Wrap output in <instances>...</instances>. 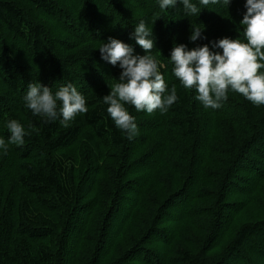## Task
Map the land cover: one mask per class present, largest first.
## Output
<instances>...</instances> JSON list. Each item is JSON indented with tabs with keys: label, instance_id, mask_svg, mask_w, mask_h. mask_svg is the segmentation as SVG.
Returning a JSON list of instances; mask_svg holds the SVG:
<instances>
[{
	"label": "trees",
	"instance_id": "obj_1",
	"mask_svg": "<svg viewBox=\"0 0 264 264\" xmlns=\"http://www.w3.org/2000/svg\"><path fill=\"white\" fill-rule=\"evenodd\" d=\"M68 1L0 0V138L8 141L12 119L27 133L23 145L0 149V264H264V106L229 92L219 108H205L169 60L174 46L222 53L212 41H243L246 0H193L200 13L191 16L179 2L161 10L159 0ZM38 11L66 35L55 36ZM141 21L178 100L153 115L125 105L138 127L129 140L102 100L122 69L98 49L111 37L145 55L130 38ZM192 25L204 28L195 42ZM29 83L53 94L72 83L88 111L68 127L45 121L25 106ZM106 159L113 169L101 167ZM135 169L143 178L130 186L132 199L125 190ZM12 170L18 188L6 194ZM251 206L259 215L246 221Z\"/></svg>",
	"mask_w": 264,
	"mask_h": 264
},
{
	"label": "clouds",
	"instance_id": "obj_2",
	"mask_svg": "<svg viewBox=\"0 0 264 264\" xmlns=\"http://www.w3.org/2000/svg\"><path fill=\"white\" fill-rule=\"evenodd\" d=\"M178 2L188 16L200 13L193 0H159V7L165 10ZM220 2L199 0L205 7ZM222 2L228 5L230 0ZM245 8L247 11L241 22L243 41L240 38L212 41V47L221 49L222 53L211 51L207 45L192 50L179 45L171 51L172 75L185 90L194 91L195 100L205 108H219L228 99L229 92L242 95L257 107L264 106V0H246ZM203 30L192 25L190 41L201 39ZM152 36L153 31L143 21L130 36L146 53L143 56L134 55L130 45L111 37L98 49L101 59L112 66L118 64L122 69L118 82L110 86V94L102 100L108 105L107 114L115 127L129 140L138 134V127L125 105L134 107L137 112L152 114L159 110L164 113L178 100L176 86L173 85L169 92L160 72L164 65L151 54L155 47ZM24 103L33 115L42 116L45 121L60 119L64 127H68L77 115L88 111L85 97L72 83L61 86L54 94L41 83H29ZM6 127L10 133L8 141L0 138V149L5 153L9 144L23 145L27 135L15 119L9 120Z\"/></svg>",
	"mask_w": 264,
	"mask_h": 264
},
{
	"label": "rangeland",
	"instance_id": "obj_3",
	"mask_svg": "<svg viewBox=\"0 0 264 264\" xmlns=\"http://www.w3.org/2000/svg\"><path fill=\"white\" fill-rule=\"evenodd\" d=\"M59 2H57L59 5H61V6H63V4L64 3H69V1L68 0H58ZM70 4H73L72 2L70 3ZM64 7V6H63ZM41 11H38V12H36V19L38 20V18L42 21V23H44L45 25H46V27L55 35V36H65L66 34H65V32L63 31V29H62V24H60L57 20H55V19H49L48 18V16H46L44 13H40ZM38 17V18H37ZM13 41V40H12ZM19 51H22V49H20ZM21 58H25L24 56L23 57H21ZM25 59H27V58H25ZM0 81H1V79H0ZM3 83L2 82H0V95H3V96H7V92L4 90V87H3V85H2ZM152 115H153V113H152ZM218 124H217V122H215L214 123V129H218ZM217 140V136L214 138V142ZM217 147H219L220 148V145L218 144L217 145ZM117 155V154H116ZM217 157H219V158H221V156H217ZM114 159V158H113ZM112 159V160H113ZM117 159V158H116ZM112 160H109V159H106L104 162H102L101 163V167H103V168H111V169H113L114 167H115V164L116 163H114ZM152 161H154V160H152ZM155 162H157V159L155 158ZM155 162H151V161H148L147 163H148V165L147 166H149V165H154L155 164ZM157 164H159V162L157 163ZM156 164V165H157ZM147 166H145V167H147ZM169 171V174L167 175V176H163V177H161L162 178V180H168L169 179V177L171 176V171L170 170H168ZM17 173H18V171H13L12 170V172H11V181L9 182V180H8V183H7V187H6V194H9V191H10V189L12 188V187H14V186H16V188H18V179H17ZM218 175H221V174H217V176ZM241 175V174H240ZM143 177L140 175V174H138V173H136V169L134 170V172L132 171L131 172V176L129 177V178H127V181H126V184H127V186H126V195H132V199L134 198V193H135V191H136V188H138V184H139V182H140V180L142 179ZM254 177L252 176V175H250V176H248L247 178H246V184H248L249 183V179H253ZM251 182H253V181H251ZM130 186H133V187H136V188H132V189H130ZM238 199H242V198H238ZM176 208V207H175ZM256 215H259V212L257 211V210H255L252 206L251 207H249L248 208V210L246 211V214H245V216H244V219H246V221H249V220H251L253 217H255Z\"/></svg>",
	"mask_w": 264,
	"mask_h": 264
}]
</instances>
